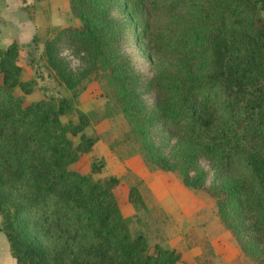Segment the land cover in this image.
<instances>
[{"label": "trees", "instance_id": "16d2710c", "mask_svg": "<svg viewBox=\"0 0 264 264\" xmlns=\"http://www.w3.org/2000/svg\"><path fill=\"white\" fill-rule=\"evenodd\" d=\"M67 2L79 24L43 40L55 78L73 92L84 76L104 81L144 161L211 195L240 249L264 264V0ZM128 34L153 66L147 78L122 48ZM17 52L16 41L0 46V230L15 263L184 264L130 233L115 175L69 166L92 145L87 116L62 121L69 99L16 95L32 89ZM127 197L141 202L135 186Z\"/></svg>", "mask_w": 264, "mask_h": 264}, {"label": "rangeland", "instance_id": "374dc122", "mask_svg": "<svg viewBox=\"0 0 264 264\" xmlns=\"http://www.w3.org/2000/svg\"><path fill=\"white\" fill-rule=\"evenodd\" d=\"M8 3L9 13L3 24L0 45L16 41L20 78L30 81L32 86L28 93L15 87L14 93L25 102L39 98L69 99L72 108L60 115L62 121L69 118L76 122L77 112L85 113L88 121L83 131L93 142L90 149L80 152L69 166L93 179L107 175L118 178L114 194L130 233H141L150 247L158 243L175 249L184 264H259L240 249L218 220L211 195L185 185L177 172L162 170L144 161L128 122L106 94L104 81L84 76L73 92L47 67L43 40L52 36L58 27L79 24L67 0H8ZM154 18L152 22L160 21L159 16ZM122 48L141 78L152 74L153 66L146 61L131 35L125 36ZM60 51L68 57L72 67L80 65V60L68 49ZM69 137L77 139V135ZM91 162L100 163L98 170L90 169ZM131 186L137 188L141 202L128 199Z\"/></svg>", "mask_w": 264, "mask_h": 264}, {"label": "crops", "instance_id": "0c3cea01", "mask_svg": "<svg viewBox=\"0 0 264 264\" xmlns=\"http://www.w3.org/2000/svg\"><path fill=\"white\" fill-rule=\"evenodd\" d=\"M7 3L8 0H0V35L2 34V30L4 27V23L6 22L7 19ZM9 7V3H8ZM10 11V10H9ZM5 20V21H4ZM7 32V31H5ZM3 46V45H0ZM2 231L0 230V264H16L14 258L10 255L9 253V248H8V243L2 236Z\"/></svg>", "mask_w": 264, "mask_h": 264}]
</instances>
